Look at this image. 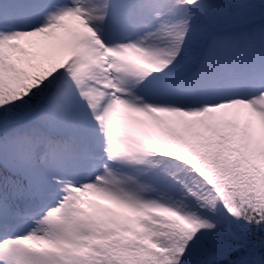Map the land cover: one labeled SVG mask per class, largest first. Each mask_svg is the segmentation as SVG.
Listing matches in <instances>:
<instances>
[{
  "label": "snow or ice",
  "instance_id": "snow-or-ice-1",
  "mask_svg": "<svg viewBox=\"0 0 264 264\" xmlns=\"http://www.w3.org/2000/svg\"><path fill=\"white\" fill-rule=\"evenodd\" d=\"M0 264H264V0H0Z\"/></svg>",
  "mask_w": 264,
  "mask_h": 264
}]
</instances>
